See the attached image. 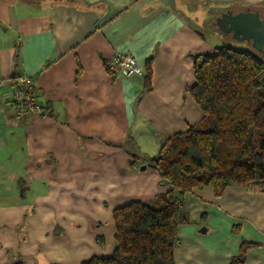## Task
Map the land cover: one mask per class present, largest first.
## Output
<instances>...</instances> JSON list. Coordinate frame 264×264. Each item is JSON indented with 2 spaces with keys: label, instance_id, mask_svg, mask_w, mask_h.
Listing matches in <instances>:
<instances>
[{
  "label": "crops",
  "instance_id": "1",
  "mask_svg": "<svg viewBox=\"0 0 264 264\" xmlns=\"http://www.w3.org/2000/svg\"><path fill=\"white\" fill-rule=\"evenodd\" d=\"M221 7L264 16V0H0V264L111 255L113 210L171 189L148 155L204 117L193 54L220 45L203 27ZM118 53L141 72H111ZM22 75L44 114L15 116L9 81ZM179 197L190 221L175 264H231L244 242L258 245L242 264H264V182Z\"/></svg>",
  "mask_w": 264,
  "mask_h": 264
},
{
  "label": "trees",
  "instance_id": "2",
  "mask_svg": "<svg viewBox=\"0 0 264 264\" xmlns=\"http://www.w3.org/2000/svg\"><path fill=\"white\" fill-rule=\"evenodd\" d=\"M193 58L196 82L189 92L204 117L167 138L148 159L161 185L171 189L115 208L112 254L92 255L82 264H175L179 228L190 221L179 195L208 186L221 195L229 186L264 182V59L224 44ZM151 64L149 58L145 92L152 89ZM256 245L244 242L231 264L244 263Z\"/></svg>",
  "mask_w": 264,
  "mask_h": 264
},
{
  "label": "built area",
  "instance_id": "3",
  "mask_svg": "<svg viewBox=\"0 0 264 264\" xmlns=\"http://www.w3.org/2000/svg\"><path fill=\"white\" fill-rule=\"evenodd\" d=\"M111 72L120 76H130L141 72L142 67L137 59L129 54H115L108 62ZM11 84V101L13 112L16 117H21L25 113L33 112L37 115L44 114L42 105L33 94L35 90V79L30 75H22L9 81ZM7 84V81L0 80V87Z\"/></svg>",
  "mask_w": 264,
  "mask_h": 264
},
{
  "label": "water",
  "instance_id": "4",
  "mask_svg": "<svg viewBox=\"0 0 264 264\" xmlns=\"http://www.w3.org/2000/svg\"><path fill=\"white\" fill-rule=\"evenodd\" d=\"M221 15L215 20V29L221 34L231 33L240 40L252 41L257 50L264 54V17L259 10L234 12L230 7H221ZM146 165L142 166L145 169Z\"/></svg>",
  "mask_w": 264,
  "mask_h": 264
},
{
  "label": "rangeland",
  "instance_id": "5",
  "mask_svg": "<svg viewBox=\"0 0 264 264\" xmlns=\"http://www.w3.org/2000/svg\"><path fill=\"white\" fill-rule=\"evenodd\" d=\"M218 17L219 16H213L212 17V21L216 20ZM203 29H204V31H205V33H206V35L208 37H213V35H217L218 39L221 41V42L219 41V43H218V44H220L219 46L224 44V45H228V46L234 47L236 49H240V50L247 49V50H250V51H253V52L257 53L258 55H260L264 59V54L261 51L256 49V47L254 46L252 41L240 40V39L234 37L233 34H229V33H227V34H221L220 32L219 33H215V31H214L215 28H211L209 26L207 27L205 22H204ZM159 150H158V152H159ZM158 152L156 154H158ZM155 155L154 154H150V155H148L149 156L148 158L150 159V158H152ZM134 162H136V161H134ZM140 168H142V166H140ZM113 245H114V241H113ZM106 254L109 256L110 253H106ZM107 255H104V256H107Z\"/></svg>",
  "mask_w": 264,
  "mask_h": 264
},
{
  "label": "flooded vegetation",
  "instance_id": "6",
  "mask_svg": "<svg viewBox=\"0 0 264 264\" xmlns=\"http://www.w3.org/2000/svg\"><path fill=\"white\" fill-rule=\"evenodd\" d=\"M261 16V15H260ZM261 17H264V16H261ZM217 20V19H216ZM216 22L214 21V27H216V24H215ZM229 34H232V32L231 33H229Z\"/></svg>",
  "mask_w": 264,
  "mask_h": 264
}]
</instances>
